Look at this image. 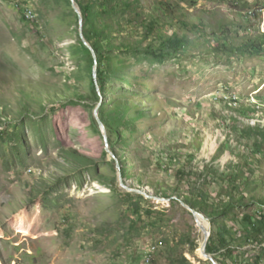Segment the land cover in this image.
<instances>
[{
	"label": "rangeland",
	"instance_id": "374dc122",
	"mask_svg": "<svg viewBox=\"0 0 264 264\" xmlns=\"http://www.w3.org/2000/svg\"><path fill=\"white\" fill-rule=\"evenodd\" d=\"M122 1L133 6L119 15L112 41L156 55H120L122 68L97 102L76 49L71 0H0V131H23L22 143L0 141V264H149L151 251V264H208L201 226L216 230L205 214L198 224L183 198L202 191L211 204L224 199L225 179L241 171L248 207L236 214H254L264 201V143L256 147L264 55L213 50L220 25L237 44L264 33V0ZM153 19L146 37L142 22ZM175 33L191 46L162 57L161 44ZM133 102L143 118L126 109ZM104 103L106 119L118 120L114 134L93 127ZM25 104L34 116L22 120ZM248 108L256 111L242 112ZM241 222L239 215L227 225L241 230ZM241 244L239 264H264V244Z\"/></svg>",
	"mask_w": 264,
	"mask_h": 264
},
{
	"label": "trees",
	"instance_id": "16d2710c",
	"mask_svg": "<svg viewBox=\"0 0 264 264\" xmlns=\"http://www.w3.org/2000/svg\"><path fill=\"white\" fill-rule=\"evenodd\" d=\"M217 1L224 4H236L239 2V0ZM75 2L82 13L84 37L93 47L98 57L97 82L100 91L97 89L96 82L93 77V69L95 65L93 55L83 43L80 33L79 47L75 48L79 49L83 52L84 56H86L89 69L91 71L92 96L97 102H99L101 94H106L107 81L111 73H115L118 69L122 68V64H120V55L128 56L131 53L134 54L135 52L137 53L143 50V53H149L154 56L156 55V51L151 47L143 49L130 42L117 45L112 41L114 36L113 34L120 32L121 25H118L117 23L119 15H125L128 10H131L133 6L132 3L122 0H75ZM121 4L125 6L124 9L120 8ZM247 6L248 4L244 5V7L248 8ZM22 18L24 21L28 22L25 17L24 10ZM142 24L147 30V37L155 29L154 26L156 21L154 19L152 21L144 20ZM191 28L196 29L194 26ZM229 32L230 31L224 25H220L218 27V31H215L213 34L214 37L218 39V45L213 49L216 53L224 52L230 54L231 56L238 54L240 57L247 58L264 55V33H258L257 35L247 34L241 37V42L237 44L236 41L239 37H233L229 35ZM219 33L225 42H222V37H219ZM235 33L238 36L239 32L235 31ZM103 40L109 44V50L107 51L103 47ZM189 46H191V41L186 35L179 36L175 33L172 37L168 38L161 44L159 51L162 57H167L172 54H179ZM81 98L82 97H80L79 100H81ZM70 102L71 104H75V101ZM133 103V107H128L126 109L135 112V115H133L134 118H143L141 110L137 108V104L135 102ZM106 105L107 104L104 103L100 108V119L106 130L110 134H114V124H118V120L113 119V117H111L112 119H106ZM20 111L22 120L31 119L34 116V112L28 104L22 105ZM246 111L255 112L256 109L248 108L242 112L247 113ZM3 115V113H0L1 117ZM12 127L15 129V133H11L10 130L0 131V141L13 139L14 141L22 143L23 141L21 139V135L23 131L21 127L18 125H14ZM93 127L99 131V124L95 119H93ZM259 131L258 133L261 135L262 140L256 142V147L260 146L259 143H264V131ZM254 132V130H250L247 133L250 134ZM115 133H117V131ZM69 156L74 160H78L71 153H69ZM225 180L227 183H230L231 186L228 187V189H225V192L223 193L224 199L219 198L217 202L211 204L210 197L204 192L199 191L195 193L194 191H190L189 196L184 197L183 201L191 209L205 214L216 230L212 233L207 245V253L213 256L218 264H239L236 254H238L237 250L244 248L241 241L245 240L246 244L249 242L255 247L262 246L264 244V201H256L255 204L259 205V209L254 214H250L248 212L236 214L237 210L248 207V205H246V197L241 188L243 185L248 186L249 183L246 180L244 181L241 177V171L228 175ZM252 201L255 202V200ZM134 213L137 218L141 220L138 206L136 207ZM239 215L242 221V229L238 230L233 227H228L227 220H230L232 217L238 218ZM259 262V259H257L258 264ZM180 264H188V262L183 258L180 261ZM208 264L212 263L209 262Z\"/></svg>",
	"mask_w": 264,
	"mask_h": 264
},
{
	"label": "water",
	"instance_id": "95a60500",
	"mask_svg": "<svg viewBox=\"0 0 264 264\" xmlns=\"http://www.w3.org/2000/svg\"><path fill=\"white\" fill-rule=\"evenodd\" d=\"M71 2H72V5H73V8H74L75 12L77 13V15L79 17L80 36H81V39H82L83 43L86 45V47L91 51V53L93 55V58H94L95 65H94V69H93V77H94V80L96 82L97 89L100 91V88H99L98 82H97V77H98V57H97V54L94 51L93 47L86 41V39L84 37L82 13H81L79 7L77 6L75 0H71ZM97 122L101 126L102 129H105V126L103 125V123L101 122V120H99L98 117H97ZM106 143L108 145L107 138H106ZM182 204L193 213V215L196 218V221H197L198 224H200L199 223L200 218H203L205 220L204 214H200L199 212L191 209L189 206H187L184 203H182ZM201 230H202V232L204 234L203 255L212 264H218L216 262L215 258L207 253V245H208L209 240L211 238V232L209 230H207L206 228H204L203 226L201 227Z\"/></svg>",
	"mask_w": 264,
	"mask_h": 264
},
{
	"label": "built area",
	"instance_id": "2783aa9c",
	"mask_svg": "<svg viewBox=\"0 0 264 264\" xmlns=\"http://www.w3.org/2000/svg\"><path fill=\"white\" fill-rule=\"evenodd\" d=\"M25 17H27L28 19L30 18V17L27 16L26 14H25ZM27 18H26V19H27ZM152 259H153V251H151V252H147V253H146V257H145L146 263L151 264V263H152Z\"/></svg>",
	"mask_w": 264,
	"mask_h": 264
},
{
	"label": "bare ground",
	"instance_id": "6f19581e",
	"mask_svg": "<svg viewBox=\"0 0 264 264\" xmlns=\"http://www.w3.org/2000/svg\"><path fill=\"white\" fill-rule=\"evenodd\" d=\"M201 219H202V218H200V221H199L200 223H201ZM201 227H202V226H201ZM203 246H204V245H203ZM203 246H202V248H201L202 255H203Z\"/></svg>",
	"mask_w": 264,
	"mask_h": 264
}]
</instances>
